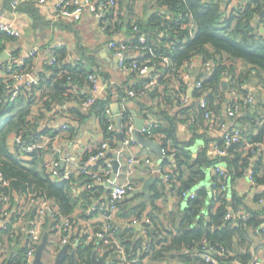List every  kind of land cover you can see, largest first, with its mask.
Wrapping results in <instances>:
<instances>
[{"label": "trees", "instance_id": "obj_1", "mask_svg": "<svg viewBox=\"0 0 264 264\" xmlns=\"http://www.w3.org/2000/svg\"><path fill=\"white\" fill-rule=\"evenodd\" d=\"M137 1L118 0L100 23L105 42L114 40L126 53L130 71L124 74L127 79L136 78L135 84L128 89L127 86L116 87V93L112 85L107 95L88 109H83L81 103L92 95L82 89L90 90V75H98L100 71L88 70L83 62H67L68 51L58 47L54 49L57 61L45 66L38 85L18 87L16 73L20 74L24 69L30 72L35 58L27 59L23 66L12 60H2L7 43L17 39L0 32V171L9 182L8 186L0 185V199L3 195L11 197L12 212L19 205L16 196H40L55 203L64 216L86 219L88 216L83 211L92 206L103 189L97 185L92 191L84 189L92 182L85 174L60 182L50 177L49 162L59 158V154L53 151L52 141L59 133L43 128L41 122L53 109L74 100L77 105L68 111L75 115L80 125L91 116H97L105 138L112 140L113 147L117 148L118 132L116 128L111 129L113 122L107 111L111 110L116 94L124 100L133 91L136 94L133 97L141 99L139 106L157 119L153 133L161 136L167 154L173 156V159L165 158L162 166L163 174L170 176L168 182L179 199V210L172 221L165 223L153 218L149 223H143L141 231H137L129 224L132 219L142 220V209L125 210L127 201H123L119 205L118 219H123L124 223L127 221L128 225L122 226L117 220L112 233L128 259L139 255V264H144L149 257V264H165L167 260L170 264H210L203 254L207 247H214L227 252L218 257L219 264H247L256 258V251L251 252L255 244L252 237L257 233L264 236L260 229L264 225V204L259 203L264 191L255 194L253 207L237 193L229 200L227 191L231 182L247 175L249 170L257 186L264 184V149H260L264 145V36L257 32L255 25L256 17L264 10V0H246L232 10L229 9L231 1L227 0H148L143 4L140 17L137 15ZM30 6L27 10L35 21L34 27L42 28L47 22L42 20V23L37 8L33 4ZM57 21L63 25L62 19ZM71 26L74 32L73 24ZM123 32L126 40L122 42L116 36ZM141 36L146 39L144 43L139 40ZM129 47L138 51L139 57L130 56ZM13 55L21 57L17 52ZM209 60L214 62V66L207 68L204 65ZM191 62L200 63L196 83L200 82L201 88L196 89L193 103L189 106L182 103V97L188 95V86L182 76ZM240 63L249 69L238 71ZM9 65H12L11 71L5 72ZM145 67L152 68L154 72L144 77L141 71ZM224 79L234 93L232 100L226 99ZM253 82L258 87L256 94L247 88ZM75 89H79L78 93ZM9 91H18L14 101L10 100ZM249 94L257 97L255 102L259 108L249 118H232L235 120L233 128L241 129L245 139L230 145L226 144L224 137L215 140L216 147L224 150L225 155H214L211 149L213 139L204 133L202 127L203 122L208 121V124L210 121L206 117L207 112L219 118L223 105H226V109L237 107L239 114L252 107L243 102ZM202 99L207 107L201 106ZM130 121L131 114L127 108L124 123ZM179 123L189 126L190 140L179 142ZM75 132L76 127L69 125L66 133L73 135ZM19 136L26 144L34 143L41 136L51 140L44 147L23 153L21 145H14ZM201 138L205 140V147L194 157L192 147ZM94 152L86 154L84 159ZM213 167L217 172L212 177V186L201 187L208 170ZM82 188L84 190L77 195L75 189ZM190 193L195 197H187ZM3 208L4 203L0 202V219ZM124 210L127 212L123 213ZM239 210L249 217L248 221L225 220L227 214H235ZM28 215L25 217L27 224L31 220ZM18 218L0 225V244L8 243L10 250L1 264H26L28 242L19 245L17 238L20 234L12 231ZM55 226L53 219H45V232L52 235ZM25 238L28 240L26 235ZM98 244L95 240L81 244L76 250V264H93V253ZM112 251L106 253V258L110 264H120V258Z\"/></svg>", "mask_w": 264, "mask_h": 264}, {"label": "crops", "instance_id": "obj_2", "mask_svg": "<svg viewBox=\"0 0 264 264\" xmlns=\"http://www.w3.org/2000/svg\"><path fill=\"white\" fill-rule=\"evenodd\" d=\"M14 0H0V22L4 24H8L13 26L19 33L21 37L18 38L14 42H9L6 45V52L13 53L17 52L21 57L25 56L29 52L35 50L38 52V56L33 60V64L31 67L30 77L27 79L28 81H38L40 77L45 72V66L50 65L51 57L47 52V47L50 44L60 45L61 49L64 48L69 53L70 63H78L83 62L86 65L88 70H97L101 73L98 74V77L102 84H106L105 88L101 92L99 91L98 97L103 98L107 95L108 90L113 85L114 92L116 93V87L124 86L127 89L129 86L135 84L136 78L127 79V76L122 73L117 66V60L114 57L113 51L110 50L105 42V38L103 37L100 31L99 22L88 12L85 11L83 17L80 21H75L71 18H63V25H59L60 22L55 20V11L57 5L62 0H47L45 2H41L38 0H18L19 5L14 6ZM98 1V0H96ZM229 3V9L232 10L235 6L244 4L246 0H227ZM33 4L35 8H37L38 15L44 22L47 24H43L42 28L34 27V19L31 13L27 10L30 5ZM142 12L137 10V15L142 16ZM42 21V23H44ZM58 22V23H57ZM66 23V24H65ZM74 27V32L72 30V25ZM255 25L257 32L264 36V18L261 15H258L255 19ZM117 40L123 42L126 40V33H121L116 36ZM3 54V53H2ZM128 54L132 57H139V52L133 50L129 47ZM1 59L2 58L1 55ZM200 66V63L197 62V67L195 71H193V78L187 83V92L191 100L189 101V106L193 103V94L196 91V80H197V70ZM249 66L240 63L238 65L239 70H247ZM152 72L153 69H152ZM144 73V77L148 76V74L152 73ZM94 73V72H93ZM128 85H125V83ZM26 84V83H25ZM154 84V83H153ZM224 84H226V88H224ZM110 85V86H109ZM227 79H224L223 88L226 91V99L232 100L234 97V93H232L228 88ZM249 92L256 94L258 91V87L253 82L247 86ZM83 92H90L87 88L82 89ZM256 97V96H255ZM257 98V97H256ZM141 100V99H140ZM139 98L128 97L124 100L120 97L119 94H116L114 97L113 103H118L120 105L121 113H124L128 108L131 114V121L135 128L134 119H138V124L143 125V129L141 131L142 135L146 138L152 139L154 142L158 143L163 147L161 142V136L154 135L148 136L144 133V131L151 127L152 124L157 123V119L151 115L148 111L142 109L138 101ZM263 100V97H262ZM112 103V104H113ZM256 110L259 108L257 102ZM77 104H65L62 110V107H56L53 109L51 113H49L41 122V126L43 128L48 127L50 129L58 128L64 124H68L70 126L76 127L75 134L71 135V133H60L54 139L53 142V151L58 153L60 157L66 156H75L78 158H84L86 154H89L93 150H95L101 142H103L105 138L104 133L102 131L99 118L95 115L91 116L87 121L83 122L81 125L76 119L74 114H71L68 109L74 107ZM251 107L243 110L237 114V120L243 118L251 117L255 111H250ZM112 111V108H111ZM226 105H223V110L221 112V116L219 118H213L207 122L202 123V127L204 128V133L213 139V143H211V149H213L212 153L216 155V145L217 142L215 140L221 139L223 134L225 133V128L222 127V123L227 124V127L233 128L235 126V120L230 118L227 115ZM262 109L260 110V113ZM113 113V111H112ZM250 113V114H249ZM218 120V121H217ZM223 123V124H224ZM247 124V123H246ZM178 140L179 142H185L190 140L191 134L189 132V126L185 123L178 124ZM133 138V135H132ZM215 141V142H214ZM118 143V142H117ZM205 140L198 139L195 141V144L192 147V153L194 157H197L198 153L205 147ZM123 148V160L121 161L122 165L126 163V158L128 157H137V158H147L153 157L154 162L156 164L162 162V158L159 154L152 148L146 147L140 143L133 142L130 146H125ZM119 149V147H117ZM53 157V155H51ZM54 158V157H53ZM160 160H159V159ZM66 168H73L74 164H66ZM65 167V165L63 166ZM138 168L144 172L145 174L138 175L137 181L139 185V189H142L144 186V179L149 178L151 176L155 177V182L152 184L150 188L149 194H142L139 196H135L129 198L132 194H130L124 201H127V205L125 204V210L137 208L142 209V215L144 220H152L153 218L156 221H163L167 223V221H172L175 218L177 211L179 210V199L176 193L172 190V185L168 182L164 176L159 175L157 173L151 172V166L139 165ZM167 169V168H166ZM216 167L210 168L208 170L207 178L202 182L201 187H211L212 186V177L217 172ZM169 170V169H168ZM149 171V172H148ZM143 173V172H142ZM100 187V186H98ZM100 188L103 189L104 185ZM264 191V184L261 186L254 185L250 182L249 178L245 176H240L235 179V181L231 182L228 188V199H232L233 194L237 193L240 196L246 198V201L253 207L252 199L256 193ZM158 195V197H157ZM143 205H145V209H143ZM257 206V205H256ZM260 206V205H259ZM258 207V206H257ZM255 208V207H254ZM123 211V213L127 211ZM208 211V208L207 210ZM83 212H86L85 210ZM16 210H14V214ZM122 213V214H123ZM14 214L7 220L8 222L12 221L14 218ZM208 214V213H207ZM94 216L88 215L86 220L95 221L96 218L93 219ZM150 222V221H149ZM118 223L123 225H128L127 221L123 222V219L119 220ZM130 225V224H129ZM135 228V227H134ZM77 231V230H76ZM79 239L86 240V237L83 235V230L77 231ZM53 237H56L58 241V237L55 232L50 235V241ZM147 238V237H146ZM255 244L251 249V252L256 251V257L260 259H264V236H261L259 233L256 234V237H252ZM19 245H24L27 241L25 235L20 234V238H17ZM58 243H54L51 245L50 254L47 255L45 259L46 264H51L56 253L59 251ZM17 246V244H16ZM255 249V250H254ZM9 246L8 243L5 245L0 244V261H4L9 255ZM69 253L70 250H69ZM100 256H103V252H99ZM98 253V254H99ZM51 261H50V259ZM151 257L144 260V264H149V259ZM165 264H170L168 260L164 262ZM172 264H182L180 262H174Z\"/></svg>", "mask_w": 264, "mask_h": 264}, {"label": "built area", "instance_id": "obj_3", "mask_svg": "<svg viewBox=\"0 0 264 264\" xmlns=\"http://www.w3.org/2000/svg\"><path fill=\"white\" fill-rule=\"evenodd\" d=\"M41 2H45L47 0H38ZM118 0H62L56 8L55 11V20L63 19V18H71L75 21H80L83 17L85 11H88L98 22L106 17L111 8H113ZM15 7L19 5L18 0H14L12 3ZM101 30L104 31V27H101ZM0 32H5L8 35L18 39L21 37L19 31H17L13 26L4 24L0 22ZM140 42L144 43L146 41L144 36L140 37ZM107 46L110 50H113L114 57L117 60L118 69L122 73H128L130 71L129 66L126 61L128 57L124 51L119 48L116 42L110 41L107 43ZM60 47V45H49L47 47V52L51 57L50 64L57 61L55 57L54 49ZM6 52V49L5 51ZM3 52V53H4ZM8 59L18 63V66L25 65V61L30 58H35L38 56V52L33 50L26 54L23 57L16 58L13 53H8ZM6 61V60H5ZM70 61V59H68ZM168 63V59L165 60ZM205 67L209 68L214 66V62L209 60L205 63ZM197 67V62H191L187 65V70L183 73V79L186 82H189L193 78V71ZM12 69V65L6 67L5 72H9ZM152 68L145 67L142 69V73H148ZM30 77V73L26 71V69L22 70L20 74L15 75V81L19 86H32L33 84L38 85V81H28L27 79ZM89 80L92 84L90 94L92 95L87 100L82 101L81 106L83 109L90 108L98 99V93L101 92L105 88L106 84H102L98 75L91 74ZM26 83V84H25ZM110 86V85H109ZM16 87V89H18ZM196 88H201V83H196ZM9 89V87H8ZM79 89H75V92L78 93ZM10 92V100L14 101L15 97L18 94V91H9ZM130 96H135L136 94L133 91L129 92ZM190 101L189 95L182 97V103L187 105ZM256 101V97L253 94H249L246 98H243V102L245 105H253ZM263 101H264V91H263ZM76 102L74 100L68 101L66 104H73ZM202 107H207V103L204 99L200 101ZM264 111V109H263ZM227 115L230 118H234L238 114V108H233L229 106L227 108ZM107 116L113 122L111 124V129L116 128L115 123V115L111 110L107 111ZM207 119H213L214 115L212 112H207ZM126 138L123 147L130 146L133 142V130L134 125L132 122H127L123 124ZM155 124H152L151 127L147 128L144 133L148 136H153V128ZM222 127L225 128V133L223 134L224 140L227 145L232 143H237L243 139H245V135L243 131L239 128H229L227 124L222 123ZM54 133L67 132L69 130V125L64 124L58 128L52 129ZM48 137H38L34 143L26 144L23 142L22 137H17L14 141V145H21L23 153L32 152L37 148L44 147L49 143ZM259 146V145H258ZM260 149H264V145L260 146ZM215 151L218 155H225V151L216 147ZM163 160L165 158L173 159V156L168 155V150L164 147L161 149ZM123 148L117 149L113 147L112 140L104 139L103 142L95 149L94 153H91L90 156L85 160L84 158H78L75 156H66L60 157L57 159H52L49 162V171L50 177L56 181H69L73 176L85 174L90 177L91 183L84 186V189L92 191L94 186H103L105 187L101 196L98 197L97 200L89 207L86 211L87 216H94L96 218L95 221L86 220V219H78L74 216H64L62 215L59 207L50 201L47 198L29 195L27 197L24 196H16V200L19 202L16 213L14 211L11 212L12 206L10 205L11 197L8 195H3L0 202L4 203V208L1 211V219L0 225L7 224V220L14 214V217H19L15 226L13 227V233L24 234L28 237V251L26 254V264H34L36 252L38 247L42 241L43 235L45 233L44 223L47 217L53 219V222H56V226L53 228L56 236L58 237V248L60 249L65 245H70V252L76 251L78 247L83 244H89L90 242L97 241L99 244L96 246V250L99 252H103L104 261H109V258H106V253L113 249V253L118 255L120 258V264H139L140 259L139 255L133 259H128L125 250L120 246L119 241L116 236L112 233L114 230V225L118 220V214L120 211L119 205L134 191L139 189L137 177L138 175L145 174L144 169L141 171L138 166L145 165L151 166V172L157 173L165 177L167 181H170V176L163 174V166L162 162L156 164L153 157L147 158H137V157H128L126 158V163L122 165L121 161L123 160ZM162 160V161H163ZM114 161L119 162V170L116 173L114 168ZM64 163L65 167L62 166ZM66 164H74L73 168H66ZM143 172V173H142ZM149 172V171H148ZM116 174L115 179L113 175ZM253 173L251 170L247 172V177L250 182L256 185L253 177ZM109 183V185H107ZM0 185L1 187H5L9 185V182L6 181L3 177V174L0 171ZM75 189V193L79 195L83 190ZM213 193L215 191L213 190ZM189 198H194V194L187 195ZM260 204H264V197H262L259 201ZM29 214V215H28ZM31 219L30 223L27 224L25 221V217ZM245 220L248 221L249 217L245 215L242 210L237 211L235 214L229 213L225 216V220ZM143 223H149V220H137L132 219L130 222V226L136 227L138 225H142ZM17 229V230H16ZM261 231H264V225L260 228ZM83 230V235L86 237V240L79 239L77 231ZM260 231V230H259ZM100 242H103L101 245ZM59 249V250H60ZM227 252L225 249H216L214 247H207L205 249V253L203 257L207 263L210 264H219L218 257H223ZM2 261H0L1 264ZM110 264V263H109ZM247 264H264V259H260L258 257L254 258L251 262Z\"/></svg>", "mask_w": 264, "mask_h": 264}, {"label": "water", "instance_id": "obj_4", "mask_svg": "<svg viewBox=\"0 0 264 264\" xmlns=\"http://www.w3.org/2000/svg\"><path fill=\"white\" fill-rule=\"evenodd\" d=\"M261 16L264 17V10L262 11ZM8 56H9V54L7 52H4L2 54V58L4 60H7ZM150 72H152V69L150 70ZM226 87H227L226 84H224V88H226ZM256 107L257 106L254 103L252 105L250 111H252V112L255 111ZM111 108H112L113 114L115 115L116 129L118 132V147H119V149H121L124 145L125 138H126V133H125V129L123 126V124H124V113H121L120 105L118 103H113L111 105ZM134 121L136 123L135 128L133 130L134 142L140 143L146 147L154 149L159 154L160 157H163L162 152H161V149H162L161 145L154 142L152 139L146 138L145 136H143L141 133V131L143 129V125H139L137 123L138 122L137 118H135ZM62 166H64V163H62ZM119 166H120L119 162L114 161V168H115L116 173L119 170ZM115 176H116V174L113 175L112 179H115ZM155 180L156 179L154 176H151L149 178L144 179L143 188L134 191L129 198L139 196L142 194H149L150 188H151L152 184L155 182ZM107 185H109V183ZM135 229L137 231H141L142 225L136 226ZM49 245H50V233L45 232L43 235L42 241L38 247V250L36 252L34 264H46L45 260H44V255H45V252L48 250ZM69 247H70V245H65L56 253L54 264H63L67 257L71 258L72 264H76V251H72L71 253H69ZM109 263H110L109 261H104L103 257H99L98 250H95V252L93 253V264H109Z\"/></svg>", "mask_w": 264, "mask_h": 264}, {"label": "rangeland", "instance_id": "obj_5", "mask_svg": "<svg viewBox=\"0 0 264 264\" xmlns=\"http://www.w3.org/2000/svg\"><path fill=\"white\" fill-rule=\"evenodd\" d=\"M146 1H148V0H138L137 1V5H136V7H137V10L139 11V12H141L142 10H143V4L146 2ZM159 159V158H158ZM160 160V159H159ZM55 240H57V238L56 237H53L52 239H51V241H50V245H49V247H48V250L45 252V255H44V258L46 259V257H47V255H49L50 254V248H51V245H53L54 243L56 244V243H58V241H55ZM44 259V260H45ZM50 259V258H49ZM50 261H51V259H50Z\"/></svg>", "mask_w": 264, "mask_h": 264}, {"label": "flooded vegetation", "instance_id": "obj_6", "mask_svg": "<svg viewBox=\"0 0 264 264\" xmlns=\"http://www.w3.org/2000/svg\"><path fill=\"white\" fill-rule=\"evenodd\" d=\"M56 256V255H55ZM55 263V257H54V259H53V261H52V263L51 264H54ZM65 264H72V262H71V258L70 257H67L66 258V260H65Z\"/></svg>", "mask_w": 264, "mask_h": 264}]
</instances>
